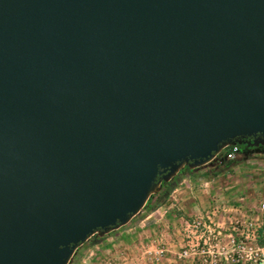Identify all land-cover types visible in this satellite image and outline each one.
<instances>
[{
  "label": "water",
  "instance_id": "95a60500",
  "mask_svg": "<svg viewBox=\"0 0 264 264\" xmlns=\"http://www.w3.org/2000/svg\"><path fill=\"white\" fill-rule=\"evenodd\" d=\"M230 145L264 147V0H0V264H68Z\"/></svg>",
  "mask_w": 264,
  "mask_h": 264
},
{
  "label": "rangeland",
  "instance_id": "374dc122",
  "mask_svg": "<svg viewBox=\"0 0 264 264\" xmlns=\"http://www.w3.org/2000/svg\"><path fill=\"white\" fill-rule=\"evenodd\" d=\"M225 152L226 149L222 150L221 154L219 153L218 156L222 158ZM225 162L228 163L227 160ZM241 167L243 174L249 173V171L252 170L250 168L251 166ZM195 175L191 179H187L188 181L185 180L184 182H180V184L170 181L165 184L162 183L159 190L156 191L150 198L149 203H146L144 208L126 224L130 225L139 221H142V224H146L157 221V223L161 224V227L157 231L155 230L153 232H143L140 234L139 239H131L130 241L122 239V241L118 244H112V242H110L113 239V236H111L110 233L104 236H99L96 234L90 237L82 246H80L75 251L68 264H173L174 262L171 261L168 257L169 245L170 249L172 250L174 246H176L174 249L178 251V254L181 252L184 243L182 241V228L180 223L188 217L195 216H193V214L188 211H186L187 213H184L182 209L179 208L180 205L176 209L174 206H172L171 210H168L170 201H167L166 193L171 192L172 189L176 186L178 188V191H183L184 193L188 194L190 193L189 195L191 196L193 194H196L197 190H207L209 186H205L203 184V180L197 183L196 181L198 178ZM194 182L197 183L196 186H194ZM261 184L262 183H259L257 185L251 184L254 186H251V188H249L250 192L256 190L254 196H252V198H249V201H247L248 205H250L251 203L254 204L252 207H247V203L245 205H239L243 206L244 208L247 207L246 209H249L256 207L258 203L263 201L264 186L262 185L261 187ZM202 193L207 195V193L205 192ZM183 203L184 204L181 205L183 208L186 209L189 207V205L186 204V200ZM172 214H175L179 218V221H177V223L171 220ZM159 251L163 252L162 254H160L158 259H156L157 253ZM178 254L176 256V259L180 262H186L190 259L178 258ZM195 261L200 264L199 260L195 259Z\"/></svg>",
  "mask_w": 264,
  "mask_h": 264
},
{
  "label": "crops",
  "instance_id": "0c3cea01",
  "mask_svg": "<svg viewBox=\"0 0 264 264\" xmlns=\"http://www.w3.org/2000/svg\"><path fill=\"white\" fill-rule=\"evenodd\" d=\"M223 157H219L217 161L214 160L211 164L203 166L199 168V170L181 171L173 177L170 182L180 184V182H184L185 180L188 181L187 179H191L196 174L195 176L198 178L196 182L198 183L203 180V184L209 187L205 191L197 190L196 194L191 196L189 195L190 193L188 194L183 191H178L176 186L171 192L166 193L167 201H170L168 210H171L172 206L176 209L180 205L179 208L182 209L184 213H187L186 211H188L193 214V216L202 217L205 220L209 214L216 211L218 215H215V217L219 220L222 211L224 212L225 209L233 207L238 208L242 204L245 205L247 201H249V198L254 196L256 190L250 192L249 188H251V186L259 183H262L261 187L262 185L264 186V151L248 153L241 152L234 160H227L228 163L225 162L226 159ZM241 166H251L250 168L252 169V172L249 171V173L243 174ZM196 182H194V186H196ZM202 192L207 193V195ZM185 200L187 202L186 204L189 205L186 209L181 206L184 204L183 202ZM246 205L247 207H252L254 204L251 203L248 205L247 203ZM171 217L172 221L176 223L179 221V218L175 214H172ZM160 227L161 224L157 223V221L146 224H142V221L130 225L128 224L124 227L118 228L113 231V233H110V235L113 236V239L110 242H112V244H118L122 239L129 241L131 239L136 240V238L139 239L141 233L157 231ZM175 247L176 246H174V248ZM174 248L173 251L170 249L169 245L168 250V257L174 262L173 264H198L195 259L180 262L176 259L178 251Z\"/></svg>",
  "mask_w": 264,
  "mask_h": 264
},
{
  "label": "built area",
  "instance_id": "2783aa9c",
  "mask_svg": "<svg viewBox=\"0 0 264 264\" xmlns=\"http://www.w3.org/2000/svg\"><path fill=\"white\" fill-rule=\"evenodd\" d=\"M240 153L237 145L226 148L225 159ZM208 217H188L181 221V259H197L200 264H264V200L254 208L243 206ZM163 251L157 253L156 259Z\"/></svg>",
  "mask_w": 264,
  "mask_h": 264
},
{
  "label": "flooded vegetation",
  "instance_id": "af4514ba",
  "mask_svg": "<svg viewBox=\"0 0 264 264\" xmlns=\"http://www.w3.org/2000/svg\"><path fill=\"white\" fill-rule=\"evenodd\" d=\"M262 148H264V147H259V146H257V147H244V145H242L241 146V149H240V153H241V151L243 152V151H245V152H256V151H261L262 150ZM244 153V152H243ZM186 171H191L190 169H188L187 167L182 171V172H186Z\"/></svg>",
  "mask_w": 264,
  "mask_h": 264
},
{
  "label": "trees",
  "instance_id": "16d2710c",
  "mask_svg": "<svg viewBox=\"0 0 264 264\" xmlns=\"http://www.w3.org/2000/svg\"><path fill=\"white\" fill-rule=\"evenodd\" d=\"M238 146V145H237ZM240 149H241V146H238ZM261 151H264V148H262V150ZM242 152V151H241ZM244 153H248V152H245V151H243ZM165 184V183H164ZM149 201H150V199L148 200V202L147 203H149Z\"/></svg>",
  "mask_w": 264,
  "mask_h": 264
}]
</instances>
